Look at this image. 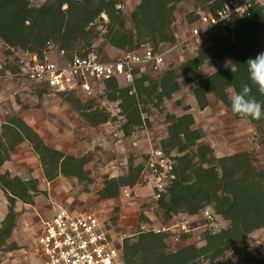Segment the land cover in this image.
Here are the masks:
<instances>
[{"label": "trees", "instance_id": "16d2710c", "mask_svg": "<svg viewBox=\"0 0 264 264\" xmlns=\"http://www.w3.org/2000/svg\"><path fill=\"white\" fill-rule=\"evenodd\" d=\"M182 0H140L125 18L121 9L123 0H42L40 4L30 0H0V41L6 47L33 52L39 57L47 41L67 54L76 51L84 54L97 52L102 60H108V51L91 48L92 41L102 36L106 45L120 52L138 51L144 45L157 49L175 42L173 23L176 4ZM225 0H192L187 21L192 23L198 11L214 12ZM125 3V0H124ZM102 15L106 16V20ZM130 22V26L127 25ZM104 32L100 33L98 25ZM209 44L199 48L196 54L176 67L162 69L156 76L141 73L132 86L120 85L115 79L103 82L102 93L109 101L117 102L121 116L119 129L129 136L135 128L144 124L142 117L151 105L163 109L165 100L180 89L178 79L197 80L192 89L197 108L208 105V95H213L229 111L233 119H240L231 111L228 89L239 90L248 83L249 58L264 52V5H254L248 15H233L222 28L210 30ZM150 43V44H149ZM8 51H6V54ZM216 61L226 62L217 69ZM208 65L216 70L202 77L199 68ZM3 70V69H1ZM38 86V87H37ZM36 93L50 91L36 85ZM255 93V89H253ZM89 126H98L112 120L109 112L95 106L92 99L82 100L71 91L56 92ZM258 99H264L259 97ZM180 115L165 113L167 134L159 141V147L174 161V179L158 200L154 201L166 220L179 213L196 215L209 210L226 220L227 225L217 231L205 230L203 244H186L177 250L167 251V231L139 229L123 239L124 264H216L230 251L236 264H264V258L256 257L249 250L250 234L264 229V167L255 163L254 151H240L216 156L213 148L203 140L204 132L195 127L190 107H182ZM255 130L256 144L264 147V118H248ZM27 141L37 155L43 175L51 181L59 174L78 181L92 183L84 172L86 156L65 155L47 146L39 135L20 117L13 116L0 125V166L9 160V154ZM143 164L127 161V173L116 177L105 176L97 191L100 199H114L122 187L141 185ZM0 190L7 202L6 213L0 221V246L7 251L17 248L7 243L16 225L18 211L16 201L33 205L40 192L36 179L22 180L8 171L0 172ZM140 223L149 222L144 213ZM189 233L180 236L186 240ZM227 260V258H226Z\"/></svg>", "mask_w": 264, "mask_h": 264}, {"label": "rangeland", "instance_id": "374dc122", "mask_svg": "<svg viewBox=\"0 0 264 264\" xmlns=\"http://www.w3.org/2000/svg\"><path fill=\"white\" fill-rule=\"evenodd\" d=\"M30 1L36 4L42 2V0ZM187 3L191 5L192 0H182L176 4L173 25L176 42L172 45L176 46L167 52L162 69L171 65L176 67L187 58L194 56L199 48L209 44L208 36L180 42L188 36L194 24L187 21L188 15L192 13H189L192 11V6L187 8ZM133 7L132 0H125V3L123 0L121 9L125 18L128 19ZM102 16L106 20V16ZM127 25L130 26L129 21ZM98 30L100 33L104 32L102 24L98 25ZM166 46L169 47V45ZM91 48L106 50L113 57L119 53L108 44L106 45L102 36L92 41ZM6 51L5 45L0 41V59ZM224 67L225 64L222 63L216 66L217 69ZM216 68L205 65L201 68V72L203 75H208ZM157 73H151V76H156ZM188 76L192 77L190 74ZM187 77L182 76L178 79L180 89L173 94L172 98L164 101L162 110L151 105L146 108L142 114L145 119L144 124L135 128L129 136H123L119 129L122 120L117 102L109 101L101 92L102 89L90 95H80L82 100L92 99L95 106L109 112L112 117L109 122L92 127L55 92L44 91L37 95L38 86L32 83L17 78H0V97L5 95V98H0V104L5 107V113L19 114L47 145L67 154L88 157L85 171L93 181L89 185L79 183L75 179L64 178L46 182L39 170V165L33 166L32 160L24 153V149H15L8 163L9 169L23 178L36 177L39 188L46 189L47 195L45 197L38 195L36 203L31 206L20 203L16 205L19 216L21 215L13 236L15 239L13 243L17 245V248L7 251L5 246H0V264H40L34 254V240L41 228L42 220L46 219L45 214L54 211L57 207L98 213L101 217L107 218V222L113 223L117 227L116 232H121L125 237L132 236L138 225L139 229L143 230L162 231V228H167L166 231L170 233L166 240L167 251L177 250L189 243L200 246L203 244V231H217L225 227L226 220L212 213V219H207L201 212L196 216H184V213H179L172 216L170 220H166L151 197L152 189L141 188L144 183L134 187L129 197L119 195L116 200L100 201L95 193L106 175L109 177L125 175L129 159H132L134 164H143L148 155L159 147V141L167 134L165 113L180 115L185 112L182 109L185 105H188L190 107L188 111L195 115L198 121L196 127L203 130V140L216 150L214 151L216 156L245 150L254 151L255 163L264 167V147L256 144L253 127L249 126L246 120H234L226 107L212 95L210 100L208 99L207 107L199 110L192 94L197 80L187 81ZM6 205L7 202L0 192V211H6ZM141 212L146 215L149 222L138 221ZM184 219L188 220L190 231L188 238L181 240L180 236L184 233L180 232L178 227H172V224ZM249 236L248 245L251 253L256 257L264 258V229H257ZM7 243L10 242L7 241ZM21 248L26 250V254L21 253ZM235 259L234 254L227 251L226 257L216 261V264H236Z\"/></svg>", "mask_w": 264, "mask_h": 264}, {"label": "built area", "instance_id": "2783aa9c", "mask_svg": "<svg viewBox=\"0 0 264 264\" xmlns=\"http://www.w3.org/2000/svg\"><path fill=\"white\" fill-rule=\"evenodd\" d=\"M254 5H264V0H225L214 12L198 11L188 36L180 42L206 37L211 29L221 28L231 16L248 15ZM175 46L167 48L163 45L153 49L144 45L138 51H119L114 57L108 55V60H102L93 50L84 54L76 51L67 54L51 41L46 42L41 57L17 48L5 46V49L8 61L16 67L15 76L34 85L45 86L55 93L71 91L80 96L102 89L103 82L111 78L120 85L132 86L139 74L161 71L167 52ZM173 165L171 156L160 147L145 159L144 177L151 180L153 201L166 193L174 179ZM121 194L129 197L131 188L123 187ZM203 213L207 219H212L209 210ZM173 226L182 233L190 231L185 219ZM116 228L113 223L107 222V218L94 212L73 213L65 207H57L36 235L34 254L40 264H124L122 251L125 236L116 232ZM166 230L162 228V231ZM21 250L26 254V250Z\"/></svg>", "mask_w": 264, "mask_h": 264}, {"label": "crops", "instance_id": "0c3cea01", "mask_svg": "<svg viewBox=\"0 0 264 264\" xmlns=\"http://www.w3.org/2000/svg\"><path fill=\"white\" fill-rule=\"evenodd\" d=\"M127 1H129V0H127ZM133 1V5L135 6L136 4H138L139 3V1L140 0H132ZM186 7L187 8H189V7H191V5L189 4V3H187L186 4ZM188 10V9H187ZM176 16V15H175ZM173 25H174V23H173ZM7 55L6 54H2V58L0 59V65L2 66V68H0V78H2V77H9V78H17V79H19V80H22V81H25V82H28V81H26L25 79H22V78H19V77H17V76H15V72H16V67L11 63V62H9L8 61V59H7V57H6ZM219 63H222V64H225V66H226V62H224V61H216V64L217 65H219ZM203 66H205V65H202L200 68H199V71H200V74H201V76L202 77H205V76H207V75H203L202 74V72H201V68L203 67ZM1 69H3V70H1ZM216 70V69H215ZM212 72H214V71H212ZM212 72H210V73H212ZM180 84V83H179ZM228 92H229V89H228ZM210 96H211V94H209L208 95V99L210 100ZM213 96V95H212ZM2 97H4L5 98V95H3V96H1L0 98L1 99H3ZM194 98V97H193ZM194 101H195V99H194ZM5 107L4 106H2L1 104H0V125L2 124V123H5L6 121H8L11 117H13V116H18V117H20L21 119H22V117L18 114V115H14V114H10V113H8V114H6L5 113ZM204 110V109H203ZM193 117H194V120H195V127H196V124H197V119H196V117H195V115H193ZM23 120V119H22ZM234 120H246L248 123H249V121H248V119H242V118H240V119H234ZM24 121V120H23ZM25 122V121H24ZM26 123V122H25ZM26 124H28V123H26ZM29 125V124H28ZM30 126V125H29ZM249 126H250V123H249ZM31 127V126H30ZM32 128V127H31ZM33 129V128H32ZM34 130V129H33ZM35 131V130H34ZM36 132V131H35ZM37 133V132H36ZM38 134V133H37ZM206 134V133H205ZM39 135V134H38ZM39 137H40V135H39ZM41 138V137H40ZM42 139V138H41ZM43 140V139H42ZM44 142V141H43ZM45 143V142H44ZM46 144V143H45ZM47 145V144H46ZM47 146H49V145H47ZM49 147H51V146H49ZM17 148H23L24 149V153H26V155H27V157H29L31 160H32V163H33V166H35L36 164L37 165H39L38 167H40V172H41V174H42V177L44 178V180L46 181V182H52V181H54L55 179H59V178H64V179H75L77 182H79V183H85V184H87V185H89V184H91V183H86L85 181H78L75 177H71V178H67V177H65V176H63V175H61V174H59L56 178H54L53 180H51V181H47L46 179H45V177H44V175H43V171H42V168H41V165H40V163H39V159H38V157H37V155L32 151V149H31V146L29 145V143L27 142V141H23V142H21L19 145H18V147ZM16 148V149H17ZM52 149H55V150H58V151H60V152H62L63 154H65V155H72V156H77V155H73V154H67V153H65V152H63V151H61L60 149H58V148H54V147H51ZM213 148V147H212ZM15 151V150H14ZM14 151H11L10 152V154H9V160H7V161H5L1 166H0V172H5V171H8L9 173H10V175L11 176H18V177H20L22 180H28V179H36V177H34V176H29V177H26V178H23V177H21V176H19L18 175V173H16V172H13L12 170H10L9 169V167H8V163H9V161H10V158H11V156H12V153L14 152ZM214 151H216V150H214ZM81 156H83V155H81ZM217 156H222V155H217ZM224 156V155H223ZM84 172H85V174H86V176L88 177V178H90L91 180H92V178L90 177V176H88L87 175V173H86V171H85V164H84ZM35 170V169H34ZM37 180V179H36ZM142 182L144 183H142L143 184V187H141L142 189L143 188H150V189H152L151 188V186H152V184H151V180H150V178H148V177H142ZM102 186V184L100 185V187ZM100 187L99 188H97L96 189V191H95V193H96V195H97V191L100 189ZM37 188H38V190L40 191L35 197H34V199H33V205H34V203H36V200H37V198H38V195H42V196H46L47 195V191H46V189H41V188H39V186H38V180H37ZM122 189V188H121ZM131 191H132V189H131ZM134 191V190H133ZM152 191V190H151ZM0 192L3 194V192L0 190ZM120 195H122L121 194V190H120ZM4 197V196H3ZM97 197H98V199L100 200V201H106V200H116L117 198H114V199H105V200H102V199H100L99 198V196L97 195ZM121 198V197H120ZM23 204V205H28V206H31L30 204H26V203H22V202H20V201H16V203H15V209H16V205L17 204ZM67 209H69V208H67ZM70 210V212H73V213H77V212H84V211H82V210H78V211H74V209H69ZM16 211H18L17 209H16ZM52 212L53 211H50V213H48V214H45V217H46V219H48L49 218V216L52 214ZM86 212V211H85ZM93 212V211H92ZM5 213H6V211H0V221L3 219V217H4V215H5ZM18 213H19V211H18ZM95 213V212H94ZM20 214V213H19ZM97 215H99L98 213H96ZM184 215H186V216H189V215H187V214H184ZM21 216V215H20ZM20 216H18L17 217V221H16V225L14 226V228H13V230H12V232H11V236H10V238H9V240H7V241H9V242H13V241H15V239H14V231H15V229H16V227H17V224H18V222H19V217ZM100 216V215H99ZM191 216V215H190ZM193 216V215H192ZM101 217V216H100ZM45 219V220H46ZM45 220H42V222H41V228H42V224H43V222L45 221ZM41 228H40V230H41ZM40 230L38 231V233L40 232ZM37 233V234H38ZM36 238V237H35ZM35 241V240H34ZM17 242V241H16ZM18 244V243H17ZM19 245V244H18Z\"/></svg>", "mask_w": 264, "mask_h": 264}, {"label": "clouds", "instance_id": "9594fccd", "mask_svg": "<svg viewBox=\"0 0 264 264\" xmlns=\"http://www.w3.org/2000/svg\"><path fill=\"white\" fill-rule=\"evenodd\" d=\"M247 66L248 83H245L237 91L229 89L228 100L231 111L242 119L259 120L264 118V52L249 58ZM255 89V93L253 91Z\"/></svg>", "mask_w": 264, "mask_h": 264}]
</instances>
